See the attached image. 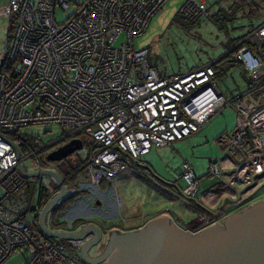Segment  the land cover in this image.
<instances>
[{
    "label": "built area",
    "instance_id": "1",
    "mask_svg": "<svg viewBox=\"0 0 264 264\" xmlns=\"http://www.w3.org/2000/svg\"><path fill=\"white\" fill-rule=\"evenodd\" d=\"M169 1L9 0L14 30L0 62V264L16 252L28 257L27 264H85L79 254L83 240L52 238L40 227L44 207L60 192L52 189L54 181L44 185L38 177L31 202L13 197L32 178L27 159L34 158L41 173L39 155L47 157L72 140L83 141L80 168L89 183L116 187V178L136 170L153 147L200 133L232 107L237 125L221 145L239 162L212 161L206 178L223 192L241 187L245 200L264 187V23L249 36L253 47L238 53L256 85L229 101L212 64L161 76L149 65L148 50L135 47ZM73 5L74 13L57 23V10ZM209 7V0H186L178 14L197 22L208 18ZM123 35L126 42L117 46ZM49 125L63 133L39 148L20 136L25 128ZM71 180L63 178L67 194L74 191ZM182 181L184 199L201 205L205 190L190 162L182 164ZM43 187L50 195L41 205ZM201 217L203 229L216 224L208 213Z\"/></svg>",
    "mask_w": 264,
    "mask_h": 264
},
{
    "label": "rangeland",
    "instance_id": "2",
    "mask_svg": "<svg viewBox=\"0 0 264 264\" xmlns=\"http://www.w3.org/2000/svg\"><path fill=\"white\" fill-rule=\"evenodd\" d=\"M84 1L77 0V3ZM185 1L170 0L161 13L151 21L146 32L135 39V47L138 50H148L149 65L156 68L161 76L169 77L217 62L214 69L218 74V88L222 90L229 101L239 96L245 89L253 88L256 83L248 78L243 66L237 62L236 53L230 54L227 58L224 57L230 53L231 49L228 50V47L236 39L245 36L250 25L257 26L264 23V0H209L211 7L208 18L197 22L188 21L178 14ZM8 5L9 0H0V59L6 57L8 48L7 35L11 21L7 14ZM255 5L257 12H254L256 13L254 17H250V12ZM75 10L76 6L74 5L67 10H57V23H64ZM217 12L220 25L226 22V19L231 20L227 21L223 28L211 19V16ZM125 42L126 38L123 35L117 42V46ZM252 96L254 97V95ZM236 125L237 111L229 107L214 117L199 135L176 142L174 145L153 147L148 155L141 158L143 163L139 164L138 172L127 171L116 178V187L107 184L96 188L90 184L86 178V171L80 168L85 161L80 152L56 163L57 165L48 162L46 155L40 154L39 158L43 170H54L61 177L67 175L68 164L74 167H71L75 169L74 173L78 171V178L71 182V185L69 184L74 189L73 192H70L69 197V200L71 198L73 202L67 203L64 199L66 204L62 213L72 207L77 206V208L71 210L67 217H63L64 219L60 218L68 228H71L76 220L88 221L89 217L75 216L72 218V215L79 213L80 205L82 210L85 209L82 205L84 202L97 209L99 206L96 203L99 202L102 210H113V214L116 213L113 205H108V202L104 200L105 195L107 198L109 196L116 198L118 211H120L119 214H114V219L100 220L106 226L108 235L105 237L108 240L116 230L123 232L145 227L152 220L168 214L170 221L182 231L198 233L204 226L200 223L201 215L173 194L178 190L182 192L185 188V184L180 179V167L183 162H192L200 177L206 175L212 161L221 160L228 155L233 157L230 151L222 150L218 138L230 133ZM62 133V130L55 125L34 126L21 130L20 136L28 141L32 148H39L55 140ZM88 144L89 141L86 142L87 146ZM233 159L235 158L233 157ZM26 165L30 174H36L39 170L34 158L27 159ZM79 178L83 180V183ZM202 179L207 178L205 176ZM49 181V177L43 178L44 185H47ZM38 183L39 178L32 177L21 192L13 197L17 199L23 195L28 202H31ZM260 190L256 194L259 193L261 198L264 197V189L262 192ZM253 197H249L250 202L247 204L235 205L233 211L222 214L217 225L223 226L227 217L238 214L247 209V206L250 207V204L256 200H251ZM79 199L83 202L78 203ZM93 216L96 218L94 220L98 221V213ZM71 218L73 222L69 226L67 220H71ZM112 226H117V229ZM71 232L79 231L72 229ZM28 260L25 254L16 252L5 264H27Z\"/></svg>",
    "mask_w": 264,
    "mask_h": 264
},
{
    "label": "water",
    "instance_id": "3",
    "mask_svg": "<svg viewBox=\"0 0 264 264\" xmlns=\"http://www.w3.org/2000/svg\"><path fill=\"white\" fill-rule=\"evenodd\" d=\"M83 146L81 139L72 140L49 153L46 160L59 163L81 151ZM26 175L49 177L60 191L46 204L40 218V227L48 236L60 240H86L96 234L82 248L81 258L86 264L104 261L109 264H264V199L227 217L223 226L214 224L198 233L182 231L168 215L156 218L138 230H116L103 255L91 258L89 251L97 246V240L103 234L95 224L77 233L53 232L46 225L48 214L67 196L63 178L53 170ZM80 215L81 212L77 217ZM67 216L64 214L63 217Z\"/></svg>",
    "mask_w": 264,
    "mask_h": 264
},
{
    "label": "crops",
    "instance_id": "4",
    "mask_svg": "<svg viewBox=\"0 0 264 264\" xmlns=\"http://www.w3.org/2000/svg\"><path fill=\"white\" fill-rule=\"evenodd\" d=\"M199 68V67H198ZM244 68V67H243ZM196 69V68H195ZM194 70V69H193ZM191 71V70H190ZM188 72V71H187ZM186 73V72H185ZM248 89H250V88H248ZM248 89H245L242 93H245ZM221 92H222V90H221ZM223 93V92H222ZM241 93V94H242ZM224 94V93H223ZM224 96L226 97V95L224 94ZM236 128V127H235ZM234 128V129H235ZM205 129V128H204ZM203 129V130H204ZM234 129L232 130V131H230V133H232L233 131H234ZM202 130V131H203ZM201 131V132H202ZM200 132V133H201ZM200 133H198V135L200 134ZM230 133H228V134H230ZM197 135V134H196ZM226 135V134H225ZM225 135H223L222 137H219L218 138V140H219V142H220V145L222 144L221 143V141H222V138L225 136ZM195 136V135H194ZM193 137V136H192ZM188 139V138H187ZM186 139V140H187ZM184 141V140H183ZM181 142V141H180ZM178 143V142H177ZM174 145V144H173ZM222 146V150L223 151H232L231 149H230V147H226V146H223V145H221ZM231 155H233L232 154V152H231ZM241 154H239V156H240ZM233 157L235 158V159H233ZM233 157H230V155H228V156H226V157H224L223 159H221V160H217V161H222V160H226L227 162H234V163H238L239 161H238V156L237 155H233ZM186 162H189V161H186ZM141 163H143V161H141L139 164H141ZM184 163V162H183ZM182 163V164H183ZM192 165H193V167H194V170H195V173H196V175H197V171H196V169H195V166H194V164L192 163V162H190ZM70 166H72V165H70ZM73 167V166H72ZM139 167H140V165H138V170H139ZM74 168V167H73ZM181 174H180V178H181V180H182V165H181ZM145 169H148V167H145ZM70 170H72V168L70 169V167H69V164H68V168H67V174H68V172L70 171ZM138 170H128V171H137L138 172ZM56 172V171H55ZM78 172V171H77ZM127 172V171H126ZM57 173V172H56ZM125 173V172H124ZM124 173H122V174H120L121 176L124 174ZM207 174V173H206ZM206 176V175H205ZM205 176H198L197 175V177L198 178H204ZM69 177V176H68ZM120 177V176H119ZM119 177H117V178H119ZM62 178H67V175H65L64 177H62ZM78 178V176H77V173H76V175L75 176H72V180L70 181V185H71V182H73V181H75L76 179ZM87 178V177H86ZM79 180L82 182L83 180L82 179H80L79 178ZM88 180V179H87ZM51 181L52 180H50L49 181V183H51ZM202 181V184H203V189L205 190L204 191V194L202 195V200H201V202H202V207H204L205 209H206V211H208V210H215V211H217V212H221L222 214H226V212L228 211V210H230V209H233V207L235 206V205H238V204H243L246 200H248V199H244L243 197H242V194H241V192H242V188L241 187H239V186H237V185H235V186H232L228 191H226V192H223V190H222V186L221 185H218V186H216L215 187V184H216V181H214L213 182V180H207V179H202L201 180ZM83 183V182H82ZM85 184H87V183H85ZM70 185H68L70 188H71V186ZM101 185H107V184H101ZM100 185V186H101ZM211 191V192H210ZM102 194V193H101ZM174 195H176V197H178V198H180L181 200H183V201H185L187 204H188V206L189 207H191L193 210H195V208L193 207V205H192V203L190 202V201H188V200H185L184 199V197H183V195H182V193L178 190V192H175V193H173ZM70 195L71 194H68L64 199L67 201V203H71V202H73V200L70 198V200H69V197H70ZM103 195V194H102ZM261 198H263V197H261ZM65 200L63 201V202H65ZM83 200V199H82ZM104 200H106L107 202H108V205L109 204H111V205H113V207L116 209V213H114L115 215L118 213H120V211H118V206H117V203H116V198L115 197H113V196H109L108 198H107V196H105L104 195ZM71 201V202H70ZM81 202H83V201H81L80 199H79V201H78V203H81ZM104 202V201H103ZM198 202H199V200H198ZM65 204H66V202L64 203V204H62V205H60L61 207L59 208L60 210H56V211H53V212H50L49 214H48V216L46 217V225L49 227V229L50 230H52L53 232H68V233H74V232H71V228H68V226L66 225V223L64 222V221H61L62 219H60V218H63V216H64V214H69V212L73 209V207L71 208V209H68L67 211H65L64 213H62V211L65 209ZM74 204V203H73ZM86 204V205H85ZM83 206H84V208H86V209H88V211H87V213H83L82 212V207H81V205H80V211H79V213L81 212V215H80V217H89L88 218V221H84V222H82L81 221V219H79V222H78V224H88L89 226H92V225H96V224H99V225H103L101 222H103V221H100V220H104V221H109L110 219H114V214H113V210H108V211H106V210H102L101 209V205H99V207H98V209L97 208H94L93 206H89V205H87V203H85L84 202V204H82ZM71 206V205H70ZM76 208H77V206H76ZM75 208V209H76ZM75 209H73V210H75ZM95 210V211H94ZM174 211V210H173ZM195 211H197V210H195ZM175 212V211H174ZM78 213V214H79ZM98 213V216H99V219H98V221L97 220H94V219H96L93 215L94 214H97ZM197 213L198 214H200L198 211H197ZM59 214H62L60 217L58 216ZM77 214V215H78ZM42 215V214H41ZM77 215H72V218H74L75 216H77ZM169 215V214H168ZM201 216H202V214H200ZM40 218H41V216L39 217V222H40ZM71 218V220H67L68 221V225L69 226H71L70 224H72V222H73V219ZM64 219V218H63ZM66 220V219H65ZM75 221V220H74ZM76 221H78V220H76ZM104 226H105V224H104ZM115 227V226H114ZM117 227V226H116ZM105 229H106V226H105ZM79 231V230H78Z\"/></svg>",
    "mask_w": 264,
    "mask_h": 264
},
{
    "label": "trees",
    "instance_id": "5",
    "mask_svg": "<svg viewBox=\"0 0 264 264\" xmlns=\"http://www.w3.org/2000/svg\"><path fill=\"white\" fill-rule=\"evenodd\" d=\"M210 7H211V5H210ZM210 7H209V10H210ZM254 12H257V6L255 5L254 7H253V10H252V12H250V17H254V15L256 14V13H254ZM181 17V16H180ZM211 19H213L218 25H220L219 23V19H218V12L217 13H215L214 15H212L211 16ZM11 21H10V24H9V26H8V35H7V38H8V40H7V42H8V47H9V45H10V42H11V38H12V34H13V30H14V20L13 19H10ZM226 22L227 21H231V20H229V19H226L225 20ZM226 22H224V23H222L221 25H220V27H224V25H225V23ZM261 24H259V25H257V26H254V25H250V27H249V30H248V32L246 33V35L245 36H243V37H240V38H238V39H236V41L234 42V43H232L229 47H228V50H230V53L228 54V55H226V57H224V58H227V57H229L230 56V54H232V53H236V58H237V62L238 63H240L242 66H243V64H242V62L239 60V58H238V53L242 50V49H244V48H251V47H253V43H252V41H251V39L249 38V36H250V34L258 27V26H260ZM217 63V62H216ZM216 63L214 62V63H212V66L215 68V65H216ZM200 68V67H199ZM195 69V68H194ZM193 70V69H192ZM218 75V74H217ZM243 94V93H242ZM74 171H75V169H72V170H70L69 172H68V174H67V176H69V177H72V176H75L76 175V173H77V171L74 173ZM264 189V187L260 190L261 192H262V190ZM49 193L47 192V189L45 188V187H43V189L41 190V194H40V203H41V205H43L44 203H46V201L49 199ZM260 197V194L258 193V194H256L253 198H251V200L252 199H257V198H259ZM191 203H192V205H193V207L195 208V210H197L200 214H202V215H204V214H207L206 213V209L204 208V207H202L198 202H196V201H190ZM246 202H250V200H246L245 202H244V204L246 203ZM234 210V208L233 209H230V210H228L227 212L229 213V212H231V211H233ZM226 212V213H227ZM217 216V214H213L212 215V217H216Z\"/></svg>",
    "mask_w": 264,
    "mask_h": 264
},
{
    "label": "flooded vegetation",
    "instance_id": "6",
    "mask_svg": "<svg viewBox=\"0 0 264 264\" xmlns=\"http://www.w3.org/2000/svg\"><path fill=\"white\" fill-rule=\"evenodd\" d=\"M57 165V164H56ZM69 167H70V169H71V167L72 166H70V164H69ZM136 170H138V168L136 169ZM139 171V170H138ZM181 179V178H180ZM179 179V180H180ZM55 182V181H54ZM49 186H51V184L49 185ZM52 187V186H51ZM52 189L53 190H58V187L56 186V184H53V187H52ZM264 199V198H263ZM263 199H261L260 197L259 198H257L253 203L254 204H256L257 202H260V201H262ZM64 200V199H63ZM63 200H61L60 202H59V205L57 206V208L54 210V211H56V210H60L59 208L61 207L60 205H62V204H64L65 202H63ZM253 203H251L250 204V206L251 205H253ZM245 204H247V202L245 203ZM247 207H249V206H247ZM87 211H88V209H83L82 210V212L83 213H87ZM206 213H208V214H210L211 215V217H210V219H211V222L213 223V222H216V224H218L219 222H220V219H221V217H222V213L221 212H216V213H212V212H210L209 210L208 211H206ZM213 214H217V216L216 217H212V215ZM221 214V217L219 218V215ZM78 222H79V220L78 221H76V222H74V224L72 225V229H74V230H79V232H81V230L82 229H85V228H87V227H89V225L87 224H78ZM224 225V224H223ZM143 226H145V225H143ZM96 227H98V228H100L101 229V231L103 232V234L99 237V239L97 240L98 241V244H97V246L96 247H94V248H92L90 251H89V254H90V257L91 258H99L100 256H102L103 255V253L105 252V249H106V246H107V240H108V238L107 237H105V236H107L108 234H107V231H106V229H105V226L104 225H99V224H96ZM112 228H115V229H117V227L115 226H112ZM140 228H143V227H138V228H136V229H132V230H129V231H123V232H130V231H133V230H138V229H140ZM201 231V230H200ZM95 236H96V234H94L92 237H89V238H95ZM91 239H86V240H83V244H82V248L87 244V242L88 241H90ZM108 242H109V240H108ZM82 248L80 249V252H79V254H80V257H81V251H82ZM82 259V258H81ZM84 263V262H83ZM86 264V263H85ZM101 264H109V262L108 261H104L103 263H101Z\"/></svg>",
    "mask_w": 264,
    "mask_h": 264
}]
</instances>
